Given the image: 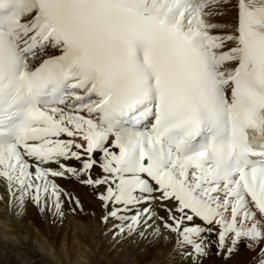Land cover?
<instances>
[{"label":"snow or ice","instance_id":"snow-or-ice-1","mask_svg":"<svg viewBox=\"0 0 264 264\" xmlns=\"http://www.w3.org/2000/svg\"><path fill=\"white\" fill-rule=\"evenodd\" d=\"M225 6L0 0V181L19 207L62 215L50 178H73L106 186L120 232L160 220L191 264L242 244L264 264V0H236L234 27Z\"/></svg>","mask_w":264,"mask_h":264},{"label":"bare ground","instance_id":"bare-ground-1","mask_svg":"<svg viewBox=\"0 0 264 264\" xmlns=\"http://www.w3.org/2000/svg\"><path fill=\"white\" fill-rule=\"evenodd\" d=\"M235 3L236 0H231V6L223 8L224 16L217 18L230 27L237 23ZM75 142L84 143L78 137ZM93 158L99 160L102 157L101 154L94 153ZM66 163L78 169L81 167L75 160ZM51 167L57 166L53 164ZM91 175L93 179H97L104 173L95 165ZM50 179H55L68 194L61 195L62 215L56 212L51 202L41 210L30 200H26L21 209L6 191L3 181H0V264H168L162 247L175 235L164 229L160 220H150L148 223L152 225L151 228H140L139 231L145 233L143 237L139 232L129 234L126 227L124 232H120V226L127 221L109 217L105 222L103 219L112 210L111 204L105 208L98 199V194L104 192L106 186L93 189L73 178ZM70 197L78 199L79 206ZM153 206L160 216L165 215L158 204L154 203ZM139 207L142 209L147 205ZM134 211L122 215L130 217ZM157 227L161 235L154 239L152 232ZM128 241L131 242L123 252L116 251L107 256L111 250ZM153 245L154 252L149 253L148 250ZM102 253L105 255L102 256ZM177 255L178 251H173L169 258L175 259ZM255 256V252L246 250L242 244L240 251L231 260L226 262L220 256L216 264H252Z\"/></svg>","mask_w":264,"mask_h":264},{"label":"rangeland","instance_id":"rangeland-1","mask_svg":"<svg viewBox=\"0 0 264 264\" xmlns=\"http://www.w3.org/2000/svg\"><path fill=\"white\" fill-rule=\"evenodd\" d=\"M119 233V232H118ZM117 233H115L114 235L116 236ZM120 235V233H119ZM210 239L215 241L216 240V236L213 234L210 236ZM174 240V241H173ZM131 241H128L124 244H122L120 247L118 248H115L114 250H111L107 256H109L111 253L113 252H116V251H120V252H123L125 247L129 245ZM170 242V243H169ZM165 247H162L163 251H164V259L168 258L167 259V263L168 264H191V260L188 258V256L185 254L186 251H191V248L188 247L187 250L183 249V248H180L177 246L176 244V237L174 236L171 241H169ZM171 242H174V243H171ZM158 247V246H157ZM104 248V247H103ZM105 249V248H104ZM149 253H152L154 252V245L152 246V248H150L149 250ZM173 251H178L179 255H177V258L175 259H170V255L171 253H173ZM105 253H102V256H104ZM213 257V258H212ZM217 258V259H216ZM220 256L216 255V247L215 245H213L210 249V254L209 256H207L206 258L203 259V264H216L217 261L219 260ZM213 261V262H212Z\"/></svg>","mask_w":264,"mask_h":264}]
</instances>
